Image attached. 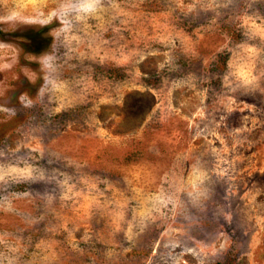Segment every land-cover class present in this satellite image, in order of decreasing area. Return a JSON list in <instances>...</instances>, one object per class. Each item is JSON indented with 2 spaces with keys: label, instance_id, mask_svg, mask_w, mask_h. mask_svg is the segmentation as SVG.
<instances>
[{
  "label": "rangeland",
  "instance_id": "1",
  "mask_svg": "<svg viewBox=\"0 0 264 264\" xmlns=\"http://www.w3.org/2000/svg\"><path fill=\"white\" fill-rule=\"evenodd\" d=\"M0 264H264V0H0Z\"/></svg>",
  "mask_w": 264,
  "mask_h": 264
}]
</instances>
